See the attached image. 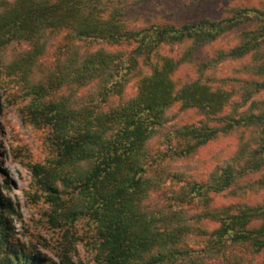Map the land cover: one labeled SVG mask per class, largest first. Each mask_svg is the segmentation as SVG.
I'll return each instance as SVG.
<instances>
[{"label": "trees", "instance_id": "trees-1", "mask_svg": "<svg viewBox=\"0 0 264 264\" xmlns=\"http://www.w3.org/2000/svg\"><path fill=\"white\" fill-rule=\"evenodd\" d=\"M121 1L0 0V115L14 82L19 113L44 135L46 158L29 171L48 223L65 240L85 221L95 264H264V203L212 200L264 191V6L136 29ZM237 30L238 43L199 63L194 79L177 77ZM245 61L244 77H215L219 65ZM187 111L203 119L177 124ZM239 130L249 135L236 153L192 178L187 161ZM13 212L0 199V264H74L22 243Z\"/></svg>", "mask_w": 264, "mask_h": 264}, {"label": "rangeland", "instance_id": "rangeland-1", "mask_svg": "<svg viewBox=\"0 0 264 264\" xmlns=\"http://www.w3.org/2000/svg\"><path fill=\"white\" fill-rule=\"evenodd\" d=\"M128 6L127 23L131 28H142L151 24L180 26L204 19L219 20L230 15L234 8H262L264 0H153L135 4L136 0H122ZM125 3V4H124ZM135 4V5H134ZM240 30L223 36L215 43L201 48L194 57L192 65H187L177 73L182 81L197 76V65L211 59L218 51H227L239 41ZM9 52L6 56H9ZM245 62H225L215 70L217 79L244 77L241 72ZM216 79V80H217ZM2 112L0 115V199L12 205L10 219L19 239L25 245L35 248L53 262L67 256L74 264H95L94 253L89 245L94 240V232L85 221L77 223L72 236L65 240L63 231L54 230L48 223L46 213L49 207L44 199L35 194L29 165L43 162L46 158L42 131L31 129L18 111L22 98L19 87L8 82L2 91ZM264 93L256 100L262 101ZM197 111H187L180 115L177 124H191L202 120ZM213 124V123H211ZM248 132L243 130L226 134L201 149L188 162L189 174L195 180H205L209 173L232 157ZM184 166V165H183ZM263 172L247 177L241 184L257 181ZM245 195H232L227 191L213 195L216 207L244 204L256 206L264 203V191H246Z\"/></svg>", "mask_w": 264, "mask_h": 264}]
</instances>
